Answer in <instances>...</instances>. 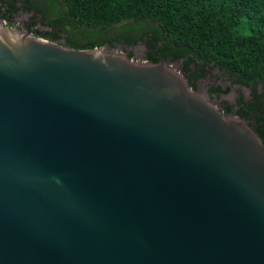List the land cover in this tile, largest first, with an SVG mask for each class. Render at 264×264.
<instances>
[{"label":"water","instance_id":"1","mask_svg":"<svg viewBox=\"0 0 264 264\" xmlns=\"http://www.w3.org/2000/svg\"><path fill=\"white\" fill-rule=\"evenodd\" d=\"M0 264H264V141L181 61L0 18Z\"/></svg>","mask_w":264,"mask_h":264},{"label":"trees","instance_id":"2","mask_svg":"<svg viewBox=\"0 0 264 264\" xmlns=\"http://www.w3.org/2000/svg\"><path fill=\"white\" fill-rule=\"evenodd\" d=\"M0 3V17L5 15L7 24L22 4L28 13L42 16L47 25L48 30L35 32L37 37L53 43L63 39L67 48L145 43L151 62L181 61L193 89L197 79L217 68L233 84L253 90L248 106L256 122L252 128L264 136V92L257 93L259 87L264 88V0H48L45 7L32 0ZM136 22L141 24L136 34L98 35ZM79 35L87 41H79ZM129 57L133 59L132 54ZM212 92L227 94L229 89L217 87Z\"/></svg>","mask_w":264,"mask_h":264},{"label":"rangeland","instance_id":"3","mask_svg":"<svg viewBox=\"0 0 264 264\" xmlns=\"http://www.w3.org/2000/svg\"><path fill=\"white\" fill-rule=\"evenodd\" d=\"M33 3L40 7H45L46 2L48 0H32ZM1 7V3H0ZM20 11L16 13L13 16V19L11 21L12 27L8 26L10 28H16V29H26L25 26H23V23H27L29 19H34L36 21V27L35 31H45L48 30L47 25L42 20V16H35L33 13H28L23 7L22 4L18 5ZM140 23H125L123 25H119L116 27H113L112 29H105L102 30L98 35L101 36H114L117 38H121L124 35H133L138 33V29ZM7 26V25H6ZM22 26V27H21ZM18 27V28H17ZM124 28L131 29L133 31L126 33L127 31H124ZM142 30H139V32ZM34 36L37 37L35 32L33 33ZM78 40L81 42L87 41V38H85L84 35H79ZM57 44L63 45L64 40L61 39ZM105 51L108 52H115V53H122V54H132L133 60L142 62L146 60L145 54L147 51L145 43H138L137 45H134L132 47H129L124 42L116 43L113 47L105 46L102 48ZM221 88L223 90L229 89V92L227 94H213L212 89L213 88ZM259 89H263L262 87H259ZM199 96H201L205 100H209L213 103H216V105L220 106L222 102H229L234 103L236 98L239 95L247 97L249 95V91L246 88H243L242 86L235 85L231 82V80L228 78L226 74H224L222 71L215 69H209L207 76L202 79L200 82H198V90H197Z\"/></svg>","mask_w":264,"mask_h":264},{"label":"flooded vegetation","instance_id":"4","mask_svg":"<svg viewBox=\"0 0 264 264\" xmlns=\"http://www.w3.org/2000/svg\"><path fill=\"white\" fill-rule=\"evenodd\" d=\"M5 16V15H4ZM4 16H1L0 18H3ZM7 16V15H6ZM12 19H13V16L11 17V19H10V21L8 22L9 24V26H11L12 25V23H11V21H12ZM7 23V22H6ZM36 22H35V20L34 19H29V21L27 22V23H23V26H25L26 27V29L27 30H29L30 32H32V33H34V32H37V30L35 31V27H36ZM12 27V26H11ZM22 27V26H21ZM18 28V27H17ZM148 62H151V59H150V57H149V54H148V50L146 51V54H145V57H144ZM207 76V75H206ZM205 76V77H206ZM204 77V78H205ZM187 78V77H186ZM204 78H199V79H197L196 80V83H195V87H194V89L191 87V85H190V87H191V89L192 90H195V91H197L198 90V82H200L202 79H204ZM188 79V78H187ZM188 82H189V80H188ZM190 84V83H189ZM240 86V85H239ZM243 88H246V89H248V91H249V95L247 96V97H245V96H242V95H239L237 98H236V100H235V102L234 103H229V102H222L221 103V105H220V107H221V109H222V112H223V114H233V115H236V116H238L239 118H242V119H245L246 120V122L248 123V125L249 126H251V128H252V126L253 127H255V125H256V122H255V120L252 118V110H250L249 108H248V106L250 107L251 106V104H250V102H253V99H254V92H253V90L251 89V88H249V87H243ZM263 92H264V88L263 89H257V93L259 94V95H262L263 94ZM213 94H217V93H215V92H213ZM247 107V108H246ZM240 111L242 112V114L240 113ZM242 115H244V117L242 116ZM253 129V128H252ZM254 130V129H253ZM263 132H264V129H263ZM258 134V133H257ZM259 135V134H258ZM260 136V138H262V140L264 141V136L263 135H259Z\"/></svg>","mask_w":264,"mask_h":264},{"label":"clouds","instance_id":"5","mask_svg":"<svg viewBox=\"0 0 264 264\" xmlns=\"http://www.w3.org/2000/svg\"><path fill=\"white\" fill-rule=\"evenodd\" d=\"M6 22V21H5ZM7 26H9L7 23H6Z\"/></svg>","mask_w":264,"mask_h":264}]
</instances>
